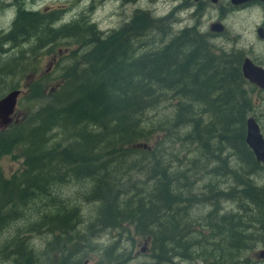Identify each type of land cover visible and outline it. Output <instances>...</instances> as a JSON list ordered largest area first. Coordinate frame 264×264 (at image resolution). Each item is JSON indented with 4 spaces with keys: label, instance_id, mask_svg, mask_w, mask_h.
<instances>
[{
    "label": "trees",
    "instance_id": "obj_1",
    "mask_svg": "<svg viewBox=\"0 0 264 264\" xmlns=\"http://www.w3.org/2000/svg\"><path fill=\"white\" fill-rule=\"evenodd\" d=\"M137 14L140 25L104 34L80 16L57 25L61 18L54 12L20 11L10 34L0 37L11 43L9 49L25 45L31 54L62 39L77 44L58 70L60 83L44 100L32 98L36 108L18 124L0 130V159L15 147L23 159L10 177L0 168V231L17 224L9 253L15 264H40L27 232L60 231L82 243L73 236L83 222L78 207L55 190L70 177L90 183L84 198L97 204L91 225L134 226L150 237L154 264L170 263L173 256L251 264V252L264 247V238L255 236L264 233V185L253 179L264 166L245 143L253 106L250 82L241 72L243 51L216 46L195 25L171 36L170 17ZM45 18L49 27L39 36L34 28ZM143 38L148 39L136 45ZM11 73L0 70V76ZM165 101L169 115L161 112ZM156 135L155 148L142 143ZM164 142L196 146L203 164L173 166L171 152L163 154ZM211 158L215 164L203 177L214 180L196 189ZM218 197L239 203L238 210L221 213ZM200 198L209 205L200 215L203 224L189 214ZM169 232L178 233L177 241ZM190 243L197 247L189 250ZM59 264H73L70 253H63Z\"/></svg>",
    "mask_w": 264,
    "mask_h": 264
},
{
    "label": "rangeland",
    "instance_id": "obj_2",
    "mask_svg": "<svg viewBox=\"0 0 264 264\" xmlns=\"http://www.w3.org/2000/svg\"><path fill=\"white\" fill-rule=\"evenodd\" d=\"M4 1L0 0V5H3ZM22 4L24 5V3L17 0L13 5L14 8L6 10L3 14L1 11L0 24L5 25L4 22L7 19L13 18L15 14L14 9H21ZM25 5L28 8L33 7L38 10L47 8L48 13L54 12L55 15H60L61 19L57 25L70 22L76 18L78 19L79 16L83 17V21L95 22L97 29L104 34L119 31L131 24L140 25L142 19L138 17V14L136 15L137 10L148 11L157 17H170L174 21L170 31L171 36L176 34L180 29L193 25L197 26L202 32H209V24L215 20H219L225 25L226 31L224 34L211 35L210 40L216 46L222 49L242 50L244 57L264 61V43L261 44L256 41L254 32L256 23L261 22L263 16L258 9L255 12L250 7L238 10H231L229 7L228 9L220 10L217 6L208 3L198 7V11L195 12L192 0H25ZM0 10H2V6H0ZM221 11L227 13L220 16ZM29 26L30 28L35 27L34 23H30ZM48 27L49 21L43 20L39 21L34 29H40L39 36H42L45 35ZM150 38L156 39L157 36ZM146 39L148 38L138 39L136 45H141ZM8 43L9 41L6 40L4 43L1 41L0 47L5 48L8 46L5 44ZM76 47L77 44L67 39H62L52 46L38 49L34 54L28 53L27 46L25 45L13 49H6V47L5 52H0V70L12 71L7 76H0V95L3 96L10 89H21L12 115V125L18 124L24 115H27L36 108L32 98L36 97L38 100H44L50 94L52 88L60 83L58 70L70 60V52L76 50ZM20 51H22V54L19 56ZM14 55H18V59H15L16 62L15 60L10 61V58ZM16 63L17 65L14 67ZM32 82H38V85L32 87L34 85ZM247 87L250 90L253 106L248 117L253 116L256 118V122L259 124L264 138V89L257 87L253 83H250ZM171 111L172 108L165 101L161 106V112L169 115ZM156 138L157 135L149 137L142 140V143L148 144L149 148H155L158 142ZM196 148V146L187 143L176 145L164 142L162 151L165 157L166 151L171 152V164L173 166H175L174 164H183V167L188 166L191 164V160L199 164L195 166H200L203 164L204 159L196 153ZM20 153V148L15 147L11 153L1 157L0 168L3 176L10 177L21 168L23 159L20 157ZM214 164L215 161L211 158L206 164L205 170L199 174L202 180L195 185L196 189L201 190L200 186L203 187L205 182L209 181L208 183H210L214 180V178L208 179L203 177ZM253 179L258 184L264 185V171L261 170V172L254 175ZM89 186L90 183L87 180L81 181L75 177H70L67 183L55 188L60 196L69 198L70 204L78 207L79 218L83 222L80 224V227L78 226L79 232L74 233L75 235L73 236L79 235L83 240L82 243H79L76 239H72V236L66 237L62 235L60 231L54 233L46 231H42L41 233L27 232L24 235L27 245L40 253L38 255L35 252L39 256V263L59 264L63 253H70V261L73 264L155 263V258L151 251L150 237L138 234L134 226L125 224L118 228L103 230L95 227L94 224L91 225V223L95 222L97 204L86 201L84 198L85 192L89 190ZM222 186L224 189L226 188V185L222 184ZM54 195L55 192L53 190L51 196ZM201 199L204 198H200L197 203H192L189 209L190 216L193 219L197 218L195 221L200 223H202L200 215L206 213L209 209L206 200L204 199L203 202ZM224 200V198H217V206L221 210V213L222 211L238 210L237 205L239 203L233 202L230 199ZM251 211L256 214L255 208H252ZM19 227L24 228V225H20ZM193 228H197V226H193ZM16 229L17 224L13 222L0 231V264H15L13 261L14 255H10L9 253L11 251L10 247L14 245L12 238ZM200 232L202 235L207 234V230L204 227ZM169 235L175 241L179 237L177 232H169ZM259 235L264 238V233H255L256 237ZM48 241L54 242L50 245L47 244ZM189 245V250L192 248L191 246L197 247V245H191V243ZM259 248L264 247L258 246L256 250ZM205 249H209V247L205 246ZM256 250L251 252V264H264V260L255 262L256 256L254 252ZM123 258L125 260L121 261ZM171 261L170 263L161 264H209L210 259L203 261L201 258H197L186 261L173 256ZM215 262L212 259V263Z\"/></svg>",
    "mask_w": 264,
    "mask_h": 264
},
{
    "label": "water",
    "instance_id": "obj_3",
    "mask_svg": "<svg viewBox=\"0 0 264 264\" xmlns=\"http://www.w3.org/2000/svg\"><path fill=\"white\" fill-rule=\"evenodd\" d=\"M234 4L246 0H231ZM224 26L220 22H214L210 25V30L214 32L223 31ZM261 35V30L259 29ZM241 72L243 77L260 88H264V68L255 65L248 57H245L241 63ZM21 89H13L0 97V127L7 126L14 113L18 96ZM245 143L251 149L255 159L264 164V138L256 120L249 116L246 119ZM145 146V145H144ZM257 258H264V249H258L254 252Z\"/></svg>",
    "mask_w": 264,
    "mask_h": 264
},
{
    "label": "flooded vegetation",
    "instance_id": "obj_4",
    "mask_svg": "<svg viewBox=\"0 0 264 264\" xmlns=\"http://www.w3.org/2000/svg\"><path fill=\"white\" fill-rule=\"evenodd\" d=\"M18 1L21 2V3H24V5L22 4V8L21 9L20 8L18 10L14 9L15 10L14 17L11 18V19H9V20L7 19L4 22L5 25L0 24V35L1 36L4 35V34H10L11 28L13 26V22L16 19V17L18 16V14H19L20 11L34 12V13H37L38 15H44L45 13L46 14L48 13L47 8H44L43 10H38V9L33 8V7L28 8V6L25 5V0H18ZM15 2H17V0H5L4 3H3V5L2 4L0 5V6H2V10H0V12L2 11V14H3L6 10H9V9L14 8L13 5L15 4ZM208 3L212 4L213 6H217L220 10H222V9H228L229 7L231 8V10H238L240 8L250 7V8H252L256 12V9H258L260 11V13L262 14L263 17H262L261 22L256 23V26L254 28V32H255L256 41L258 43H261V44L264 43V0H246L244 2L237 3V4H234L231 0H192V4H193L194 9H195L194 11L198 10V7L203 6L205 4H208ZM226 13L227 12L221 11L220 12V16L223 15V14H226ZM44 20L49 21L48 18H45ZM214 22H220V23H222L219 20H215V21L211 22L209 24V32L208 33L210 35H214V34H224L225 31H226V28H225V25L223 23H222V25L224 26L223 31H221V32H214V31H211L210 30V25L212 23H214ZM259 29L261 30V35L259 34ZM11 35L13 36V34H11ZM6 45H8V46H6L7 48L6 47L5 48L6 49H9V46H11V43L10 44H6ZM11 49H13V48H11ZM250 60L255 65L261 66V67L264 68V61H260V60H258L256 58H254V60H252V59H250ZM257 87H259V86H257ZM261 89H264V88H261ZM254 119L256 120V118H254ZM10 124H11V122L8 125H10ZM8 125L5 126V127H0V130L1 131L2 130H5L8 127ZM259 128H260V126H259ZM260 132H261V130H260ZM261 134H262V132H261ZM253 156H254V154H253ZM254 159H255V156H254ZM255 161L264 166V164H262L261 162L257 161L256 159H255ZM259 249H264V248H259ZM260 260H264V258H262V259L260 258L259 259V258L255 257V262L256 261L258 262ZM143 264H154V263H143Z\"/></svg>",
    "mask_w": 264,
    "mask_h": 264
},
{
    "label": "bare ground",
    "instance_id": "obj_5",
    "mask_svg": "<svg viewBox=\"0 0 264 264\" xmlns=\"http://www.w3.org/2000/svg\"><path fill=\"white\" fill-rule=\"evenodd\" d=\"M223 176V175H222ZM178 193V192H177ZM219 198V197H218ZM214 199V198H213ZM197 201V200H196ZM235 264V263H234Z\"/></svg>",
    "mask_w": 264,
    "mask_h": 264
}]
</instances>
